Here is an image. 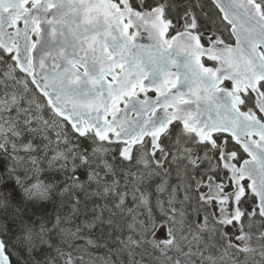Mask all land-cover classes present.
<instances>
[{
  "label": "snow or ice",
  "instance_id": "6c2138e0",
  "mask_svg": "<svg viewBox=\"0 0 264 264\" xmlns=\"http://www.w3.org/2000/svg\"><path fill=\"white\" fill-rule=\"evenodd\" d=\"M0 264H264V0H0Z\"/></svg>",
  "mask_w": 264,
  "mask_h": 264
}]
</instances>
